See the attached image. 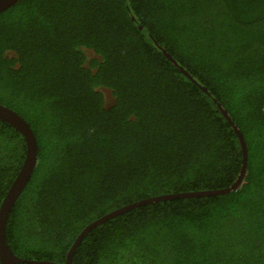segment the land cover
I'll use <instances>...</instances> for the list:
<instances>
[{
  "label": "trees",
  "instance_id": "16d2710c",
  "mask_svg": "<svg viewBox=\"0 0 264 264\" xmlns=\"http://www.w3.org/2000/svg\"><path fill=\"white\" fill-rule=\"evenodd\" d=\"M213 100L245 140L240 187L114 216L71 264H264V0H19L1 11L0 105L37 143L6 222L11 252L63 264L115 210L229 188L242 152ZM25 153L0 121V203Z\"/></svg>",
  "mask_w": 264,
  "mask_h": 264
},
{
  "label": "water",
  "instance_id": "95a60500",
  "mask_svg": "<svg viewBox=\"0 0 264 264\" xmlns=\"http://www.w3.org/2000/svg\"><path fill=\"white\" fill-rule=\"evenodd\" d=\"M19 0H0V12L10 8L12 5L16 4ZM163 52L164 57L174 66H176L182 73L187 76L189 79H192L190 75L184 71L182 67H180L177 62L163 49H161ZM193 80V79H192ZM204 92L207 93V91L202 88ZM216 104L217 108L219 109L220 113L224 116V118L227 120L228 124L234 131L235 135L238 137L241 152H242V162L239 174L235 180V182L227 189L225 190H216V191H200V192H189V193H179V194H169V195H161L157 197L148 198L145 200H142L140 202L133 203L131 205L125 206L123 208H120L118 210H115L102 218L94 221L93 223L89 224L82 233L78 236V238L75 240L74 244L69 249V252L66 256V261L63 264H71L73 254L79 245L82 238L91 231L94 227L104 223L110 218H113L114 216H117L119 214H122L126 211L131 210L132 208H136L138 206L151 204L153 202L163 201V200H169V199H175V198H186V197H203V196H210V195H220L225 194L227 192L235 191L237 190L241 182L245 176L246 172V166H247V152L245 147V140L241 132L238 130L237 126L234 124V122L231 120L229 114L223 107L215 100H213ZM0 121L4 122L11 127H13L15 130H17L22 137L24 138L25 145H26V153L25 158L22 163V166L11 183L10 187L8 188V191L6 192L4 198L2 199L0 203V264H21V263H37V262H31L29 260L20 259L17 256H15L11 250L9 249L6 238H5V228H6V222L9 217V214L14 207L15 203L17 202L18 198L20 197L21 193L23 192L26 184L30 180V177L34 171V168L37 164V143L35 140V137L33 135V132L31 128L28 126V124L13 110L0 105ZM42 264H55L50 262H41Z\"/></svg>",
  "mask_w": 264,
  "mask_h": 264
},
{
  "label": "rangeland",
  "instance_id": "374dc122",
  "mask_svg": "<svg viewBox=\"0 0 264 264\" xmlns=\"http://www.w3.org/2000/svg\"><path fill=\"white\" fill-rule=\"evenodd\" d=\"M89 55H91L90 52H88ZM93 57V56H90ZM102 94H103V98H104V106L105 107H109L113 104V98L111 96V93L109 90L106 89H101Z\"/></svg>",
  "mask_w": 264,
  "mask_h": 264
},
{
  "label": "clouds",
  "instance_id": "9594fccd",
  "mask_svg": "<svg viewBox=\"0 0 264 264\" xmlns=\"http://www.w3.org/2000/svg\"><path fill=\"white\" fill-rule=\"evenodd\" d=\"M242 134V133H241Z\"/></svg>",
  "mask_w": 264,
  "mask_h": 264
}]
</instances>
